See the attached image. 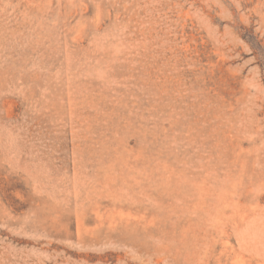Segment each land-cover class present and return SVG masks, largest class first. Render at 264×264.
I'll return each mask as SVG.
<instances>
[{
  "label": "rangeland",
  "instance_id": "1",
  "mask_svg": "<svg viewBox=\"0 0 264 264\" xmlns=\"http://www.w3.org/2000/svg\"><path fill=\"white\" fill-rule=\"evenodd\" d=\"M0 264H264V0H0Z\"/></svg>",
  "mask_w": 264,
  "mask_h": 264
}]
</instances>
